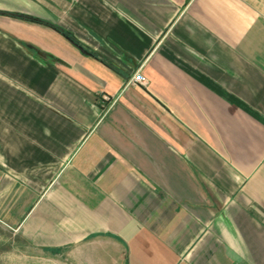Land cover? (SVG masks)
<instances>
[{"label": "crops", "instance_id": "obj_1", "mask_svg": "<svg viewBox=\"0 0 264 264\" xmlns=\"http://www.w3.org/2000/svg\"><path fill=\"white\" fill-rule=\"evenodd\" d=\"M0 264H264V0H0Z\"/></svg>", "mask_w": 264, "mask_h": 264}, {"label": "built area", "instance_id": "obj_2", "mask_svg": "<svg viewBox=\"0 0 264 264\" xmlns=\"http://www.w3.org/2000/svg\"><path fill=\"white\" fill-rule=\"evenodd\" d=\"M130 83L143 85L144 84V77L139 70L135 71L134 74L129 79Z\"/></svg>", "mask_w": 264, "mask_h": 264}]
</instances>
